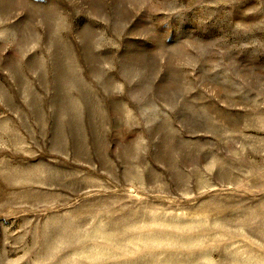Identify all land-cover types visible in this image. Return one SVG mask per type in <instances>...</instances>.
I'll use <instances>...</instances> for the list:
<instances>
[{
	"label": "rangeland",
	"instance_id": "374dc122",
	"mask_svg": "<svg viewBox=\"0 0 264 264\" xmlns=\"http://www.w3.org/2000/svg\"><path fill=\"white\" fill-rule=\"evenodd\" d=\"M0 264H264V0H0Z\"/></svg>",
	"mask_w": 264,
	"mask_h": 264
}]
</instances>
